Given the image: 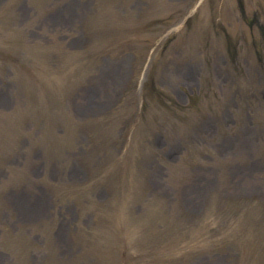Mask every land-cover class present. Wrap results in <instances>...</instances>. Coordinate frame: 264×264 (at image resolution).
I'll return each instance as SVG.
<instances>
[{
    "label": "rangeland",
    "instance_id": "374dc122",
    "mask_svg": "<svg viewBox=\"0 0 264 264\" xmlns=\"http://www.w3.org/2000/svg\"><path fill=\"white\" fill-rule=\"evenodd\" d=\"M199 1L0 0V264H264V0Z\"/></svg>",
    "mask_w": 264,
    "mask_h": 264
}]
</instances>
